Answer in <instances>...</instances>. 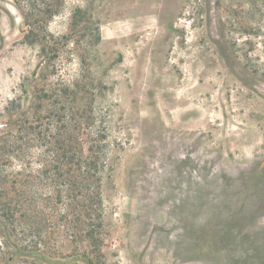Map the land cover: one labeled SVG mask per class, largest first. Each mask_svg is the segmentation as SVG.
Returning <instances> with one entry per match:
<instances>
[{
  "label": "rangeland",
  "instance_id": "obj_1",
  "mask_svg": "<svg viewBox=\"0 0 264 264\" xmlns=\"http://www.w3.org/2000/svg\"><path fill=\"white\" fill-rule=\"evenodd\" d=\"M41 77L72 171L5 131ZM224 228L264 264V0H0V264H208Z\"/></svg>",
  "mask_w": 264,
  "mask_h": 264
},
{
  "label": "trees",
  "instance_id": "obj_2",
  "mask_svg": "<svg viewBox=\"0 0 264 264\" xmlns=\"http://www.w3.org/2000/svg\"><path fill=\"white\" fill-rule=\"evenodd\" d=\"M30 14L29 17H34V14ZM27 23L31 34L35 35L37 31L36 22L28 20ZM49 65H51V61H49ZM33 79L34 83L31 84V89L29 90L25 87L26 96L30 98L28 108L25 110L21 108L23 102L21 96L15 97L7 106L9 120L5 124V131H7V134H11L14 130L20 132L21 135L18 136V139L22 140L24 133L32 129V134L36 135L39 143L38 147L44 151L47 158H61V167H68V170L72 171L74 166L77 165L74 161L82 153V149L73 145L74 139L70 132V125L66 127L63 124L66 120L65 115L62 114L60 116L57 114L58 110L65 113V102L69 101V95L66 93L68 89L64 88L65 91H54L47 79L43 80V77H41L39 82L37 78ZM55 97L56 101L53 103L52 100ZM53 106L55 109H53ZM54 129H58L56 135L53 133ZM5 139L10 143L8 138ZM8 147L14 149L15 146L11 142ZM20 149H22L21 146ZM68 153H70V157L67 156ZM57 165L55 167L59 169ZM84 165L85 168H89L91 164L85 163Z\"/></svg>",
  "mask_w": 264,
  "mask_h": 264
},
{
  "label": "water",
  "instance_id": "obj_3",
  "mask_svg": "<svg viewBox=\"0 0 264 264\" xmlns=\"http://www.w3.org/2000/svg\"><path fill=\"white\" fill-rule=\"evenodd\" d=\"M227 228V227H226ZM226 228L222 230L221 233L207 230V232L198 231L197 236L195 237L194 251L199 254V256L208 260V264H247L246 260H239L240 256L233 255L231 248L229 246L228 240L227 243L223 239H219V234L225 233ZM226 257V263H224Z\"/></svg>",
  "mask_w": 264,
  "mask_h": 264
}]
</instances>
